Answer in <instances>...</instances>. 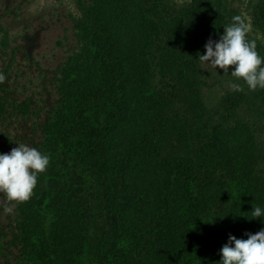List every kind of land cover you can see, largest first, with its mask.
<instances>
[{
    "label": "trees",
    "instance_id": "1",
    "mask_svg": "<svg viewBox=\"0 0 264 264\" xmlns=\"http://www.w3.org/2000/svg\"><path fill=\"white\" fill-rule=\"evenodd\" d=\"M113 1L77 0L88 44L81 60L75 57L76 66L65 71L59 101L45 122L38 147L50 162L38 173L32 196L20 203V235L11 241L20 247L13 264H219V249L236 227L235 217L226 218L233 208L247 215L256 171H264V139L252 135L240 141L239 164L215 161L212 148L236 132L234 125L242 130L248 122H260L264 129V88L249 90L230 75L234 66H229V73H221L226 84L239 82L242 90L220 95L197 58L239 14L228 0H190L180 7L175 0L140 1L150 32L136 67L157 99L144 135L160 157L143 178L135 204L115 209L123 219L107 247L110 160L128 123L132 71L126 40L108 13ZM255 20L264 33V0H258ZM255 44L264 57V47ZM168 166L191 181L192 206L204 222L184 243L162 253L177 186L172 183L162 198L151 187L165 178ZM210 188L217 194L208 202ZM65 200L73 203L70 210L60 207ZM43 214L58 224L45 237ZM77 220L82 231L70 225Z\"/></svg>",
    "mask_w": 264,
    "mask_h": 264
},
{
    "label": "rangeland",
    "instance_id": "2",
    "mask_svg": "<svg viewBox=\"0 0 264 264\" xmlns=\"http://www.w3.org/2000/svg\"><path fill=\"white\" fill-rule=\"evenodd\" d=\"M140 1H113L108 12L113 22L120 26L126 40L132 71L129 79L131 93L128 123L114 145L110 160L113 208L109 215L107 247L114 241L118 228L116 223L123 219L115 214V209L124 207L127 210L135 204L143 178L160 157L149 137L144 135L149 120L155 114L157 99L146 84L144 75L136 67L138 54L143 51L150 32L148 22L139 11ZM189 2L175 0L178 7ZM76 3L77 0H0V73L4 76L0 81V152H9L19 143H26L39 150L45 122L51 118V112L60 98L64 73L68 67L76 66L75 57L80 59L87 48L88 39L80 25V12ZM257 4L258 0H228L230 8L248 23V38L264 47V33L255 20ZM203 70L204 78L220 95L231 89L221 74L224 70L219 66L215 69L203 62ZM244 125L246 129L242 130L238 124L234 125L236 132L223 137L214 145L212 156L215 161L239 164L242 155L240 141L252 135L264 139L262 123L248 122ZM167 170L165 178L151 187L162 198L172 183L177 186L170 212L169 232L161 245L162 253L184 243L190 233L204 222V218L201 219L192 206L191 181L180 170L175 171L169 166ZM256 177L251 188L254 198L247 215L243 216L233 208L226 218V221L230 217L236 218V237L240 235L242 238L264 227V219L253 218L250 212L253 205L264 209V171L257 170ZM216 194L217 191L210 188L207 201L210 202ZM5 202L12 210L4 212L0 209V249L3 251L0 253V264H13V257L18 255L20 245L15 247L11 241L20 235L18 225L21 201H5L3 194H0V204ZM74 202L78 210L79 204ZM72 205L69 200H65L61 201L60 207L70 210ZM39 222L44 230L40 234L44 237V232H52L58 226L44 214ZM70 225L77 231L84 228L80 220H77L76 226Z\"/></svg>",
    "mask_w": 264,
    "mask_h": 264
},
{
    "label": "clouds",
    "instance_id": "3",
    "mask_svg": "<svg viewBox=\"0 0 264 264\" xmlns=\"http://www.w3.org/2000/svg\"><path fill=\"white\" fill-rule=\"evenodd\" d=\"M219 39H209L198 60L229 73L237 81L242 80L249 90L264 88V57L258 54L254 40L247 36L248 23L240 16L233 15L231 22L223 25ZM4 79L0 73V81ZM229 87L242 90L239 82L229 81ZM50 157L35 147L19 143L9 152H0V194L5 201H26L37 184L38 173L48 167ZM4 212H11L5 202L0 204ZM251 216L264 219V209L253 205ZM247 238H237L229 234L228 242L219 249V264H264V227L255 233H247Z\"/></svg>",
    "mask_w": 264,
    "mask_h": 264
}]
</instances>
